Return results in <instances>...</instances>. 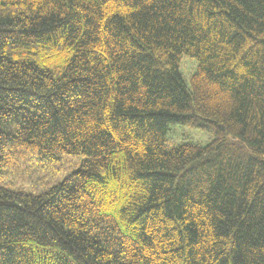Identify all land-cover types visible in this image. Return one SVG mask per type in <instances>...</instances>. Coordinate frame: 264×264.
Instances as JSON below:
<instances>
[{"label": "trees", "instance_id": "1", "mask_svg": "<svg viewBox=\"0 0 264 264\" xmlns=\"http://www.w3.org/2000/svg\"><path fill=\"white\" fill-rule=\"evenodd\" d=\"M0 264H264V0H0Z\"/></svg>", "mask_w": 264, "mask_h": 264}, {"label": "rangeland", "instance_id": "2", "mask_svg": "<svg viewBox=\"0 0 264 264\" xmlns=\"http://www.w3.org/2000/svg\"><path fill=\"white\" fill-rule=\"evenodd\" d=\"M195 71V63L193 65L191 62H183L182 75L187 82ZM174 131L178 132V135H175L176 140H184L201 145H207L212 141L209 135L198 130L180 127L171 128L169 140L174 137V134H172ZM79 161L78 157H64L54 164H42L36 159H27L8 171L4 185L14 191L43 194L59 185L65 177L76 171L79 167Z\"/></svg>", "mask_w": 264, "mask_h": 264}]
</instances>
